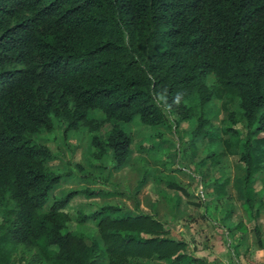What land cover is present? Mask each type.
Masks as SVG:
<instances>
[{
  "label": "trees",
  "instance_id": "trees-1",
  "mask_svg": "<svg viewBox=\"0 0 264 264\" xmlns=\"http://www.w3.org/2000/svg\"><path fill=\"white\" fill-rule=\"evenodd\" d=\"M224 94L238 100L246 121L244 137L230 111L231 125L222 133L241 148L244 208L257 220L264 0H0V264L12 263L21 249L34 256L26 264H209L138 201L132 210L108 202L89 214L79 211L80 223L99 230L90 243L84 233L72 232L67 208L76 197L112 193L72 189L46 209L53 189L74 175L49 170L57 155L36 135L54 132L55 120L64 124L65 140L87 127L95 132L91 156L106 168L111 154L121 168L133 143L121 123L139 119L160 127L169 121L166 109L176 114L178 127L200 109L191 132L197 139L219 132L206 107ZM94 110L104 117H90ZM106 124L111 129L103 137ZM229 183L227 178L216 187L221 197ZM238 226L247 231L242 222ZM254 231L264 248L257 223Z\"/></svg>",
  "mask_w": 264,
  "mask_h": 264
},
{
  "label": "rangeland",
  "instance_id": "rangeland-1",
  "mask_svg": "<svg viewBox=\"0 0 264 264\" xmlns=\"http://www.w3.org/2000/svg\"><path fill=\"white\" fill-rule=\"evenodd\" d=\"M213 80L211 77L209 83ZM165 111L169 121L160 127L145 125L139 119L121 123L133 135L131 155L127 164L121 168L114 166L111 154L104 159L106 168L101 167L100 161L91 156V142L95 132L87 127L71 131L68 140H65L64 124L55 120L54 132L44 131L36 135L37 141L48 145L57 155L56 159L47 163L49 170L60 173L71 170L74 175V178H64L53 189L46 209L53 197H62L72 189H104L111 192V196H78L67 208L71 216L70 230L84 233L89 243L98 236L99 230L94 223H80L79 211L89 214L108 202L132 210L138 201L141 210L155 214L165 222L166 228L174 229L182 235L187 232L190 240L195 238L194 241H198L196 254L206 253L211 245L215 247V254L209 259L214 260V264L260 263L262 260L257 258L258 253H264L259 250L261 248L254 237V227L257 223L263 240L264 167L253 183L257 196L255 208L261 211L260 217L255 220L244 208L242 178L245 166L240 162L241 148L232 147L230 138L222 133L224 127L231 125L228 120L230 111H235L240 119L238 100H230L225 94L222 98L212 100L206 107L207 116L220 130L197 139H194L191 132L197 124L200 109L191 121L183 122L178 127L175 124L176 114ZM90 117L102 119L104 114L94 110L90 112ZM236 127L245 137L246 121L240 119ZM110 129L111 125L106 124L99 134L106 137ZM212 152L216 156L208 158L207 155ZM227 178L230 179L227 195L221 197L216 187ZM171 183H177L185 190ZM240 222L247 227L246 232L238 226ZM220 246H223V251ZM191 249L190 244L189 250L193 252ZM246 251V259L242 261L241 254ZM33 258L32 253L26 254L21 249L13 253L10 264H26V261ZM159 264L171 263L166 261Z\"/></svg>",
  "mask_w": 264,
  "mask_h": 264
},
{
  "label": "crops",
  "instance_id": "crops-1",
  "mask_svg": "<svg viewBox=\"0 0 264 264\" xmlns=\"http://www.w3.org/2000/svg\"><path fill=\"white\" fill-rule=\"evenodd\" d=\"M172 231H173V233L176 235V236H178L179 238H181V239H184V240H186V241H188L189 242V244H191V247H192V251L194 252V254L196 255V256H199V257H205L207 260H208V262H209V264H214V260H212L211 259V261L209 260L210 258H211V256L212 255H214L215 254V247H213L212 245L210 246V248L209 249H207V251H206V253H201V255H198V254H196V251H198V250H196L197 248V246H198V241L197 242H195L194 240H195V238L194 239H189L190 238V235H188L187 234V232H185V234H181V233H176L175 232V230L174 229H172ZM219 246V245H218ZM263 246H264V237H263ZM220 247H222L223 248V246H220ZM227 248V247H226ZM228 249V248H227ZM224 250V248L221 250V251H223ZM260 251H263V253H264V250H262V248L261 249H259ZM245 254H247V251L246 252H244V253H242L241 254V260L242 261H245V257H244V255ZM259 254V256L257 257V258H261V260L262 261H259L260 263H256L255 262V264H264V255H262V253H258ZM162 261H160V262H158V263H161ZM163 262H165V261H163Z\"/></svg>",
  "mask_w": 264,
  "mask_h": 264
}]
</instances>
